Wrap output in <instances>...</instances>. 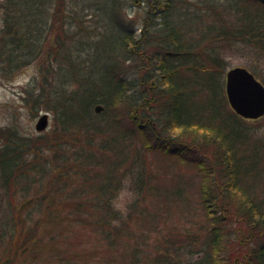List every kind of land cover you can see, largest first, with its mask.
<instances>
[{"label":"trees","instance_id":"16d2710c","mask_svg":"<svg viewBox=\"0 0 264 264\" xmlns=\"http://www.w3.org/2000/svg\"><path fill=\"white\" fill-rule=\"evenodd\" d=\"M0 20V71L38 61L24 101L52 123L0 127V264H264V116L229 106L223 55L264 85V0H0Z\"/></svg>","mask_w":264,"mask_h":264},{"label":"rangeland","instance_id":"374dc122","mask_svg":"<svg viewBox=\"0 0 264 264\" xmlns=\"http://www.w3.org/2000/svg\"><path fill=\"white\" fill-rule=\"evenodd\" d=\"M127 11L129 16L134 20L136 26H140L142 22L144 7H128ZM1 26V20H0ZM223 55L226 60V69L234 66H245L253 62V56L246 53L242 48H235L230 51L228 47H224ZM38 61L30 62L22 67L14 70L11 73H2L0 71V127H12L19 133L33 135L39 133L35 130L34 124L37 118L44 112L39 110L35 112L30 108V105L24 101V90L28 86L35 83L38 77ZM264 116V115H263ZM49 122L45 130L41 132L49 131L52 127L51 114L48 112ZM264 121L261 120L257 125L259 126V132L264 131ZM2 141L0 140V143ZM186 170V169H185ZM182 169V173H187ZM133 172L124 175L122 182L114 194L113 204L115 208L120 210L123 214L127 210L128 204L133 201L136 196L134 183H133ZM189 174V173H187ZM188 175H184V178ZM193 179V178H192ZM197 180L194 177V182ZM186 193L191 201L189 209L182 210L184 218L192 217V211H194L195 192L191 189ZM176 216V215H175ZM194 217V216H193ZM179 224L183 227L189 228L187 223L183 222L181 218L178 219Z\"/></svg>","mask_w":264,"mask_h":264},{"label":"water","instance_id":"95a60500","mask_svg":"<svg viewBox=\"0 0 264 264\" xmlns=\"http://www.w3.org/2000/svg\"><path fill=\"white\" fill-rule=\"evenodd\" d=\"M224 89L229 106L240 116L257 119L264 115V85L245 67L234 66L224 73ZM102 105L96 104L94 111L99 113ZM48 113H42L34 128L41 132L47 128Z\"/></svg>","mask_w":264,"mask_h":264}]
</instances>
